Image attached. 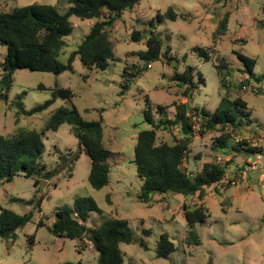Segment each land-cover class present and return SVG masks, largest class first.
I'll return each mask as SVG.
<instances>
[{
  "label": "rangeland",
  "instance_id": "obj_1",
  "mask_svg": "<svg viewBox=\"0 0 264 264\" xmlns=\"http://www.w3.org/2000/svg\"><path fill=\"white\" fill-rule=\"evenodd\" d=\"M33 3L54 5L60 13L69 7L66 0H0V12ZM169 7L188 18L167 20L158 27L164 48L170 47L167 57H175L177 61L170 63L167 58H162L152 63L122 94L124 69L141 65L138 53L146 49L145 41H132L133 31L146 32L150 20ZM263 12L264 0H140L135 8L124 12L108 32L115 60L109 62L107 69L88 70L78 57L73 71L60 75L17 70L8 100L0 101L1 134L41 131L56 109L75 107L85 120H98L102 116L103 146L113 153V157L109 184L96 190L88 181L90 157L73 135L71 126L64 124L56 132H47L41 164L54 175L48 180L41 175L33 178L17 175L13 181H0V211L6 208L21 215L33 211L32 220L17 231L15 242L0 238V264H97L98 252L86 238L62 239L49 231L58 210L72 209L75 199L85 196L93 197L101 210V213H90L87 227L96 228L111 220L126 219L138 238L144 237L143 229L151 230V235L146 238L147 251L139 243L120 244L125 264H264V133L254 131L264 132V81L258 84L255 79H246L248 75L242 73L243 65L237 58L240 53L255 59L254 73L264 74V25L260 23ZM226 13L230 15L228 31L214 41L213 32ZM70 20L74 29L65 38L66 46L59 58L64 63L100 19L72 16ZM196 46L209 48L211 60L199 57L193 51ZM5 55L6 48L0 44V62ZM183 57H186L185 61ZM222 57L226 58L230 69L233 96L247 101L254 120L251 127L237 132L226 128L234 135L230 145L247 141L258 152L247 155L216 151L213 146L220 136L218 132H210L203 138L197 136L188 156L193 172H198L204 162L230 163L226 177L217 186L219 193L210 187L200 199L197 195L185 197L167 192L155 194L151 205L140 203L136 195L141 180L137 176L134 157L138 133L151 129L144 116L147 96L153 102L156 119L157 105L169 107L167 111L171 114L174 103H188L191 107L198 105L215 111L220 103L215 65ZM186 64L196 67V81H201L197 73L204 79L201 82L204 86L200 85L189 100L183 97L184 88L171 81L174 72H182ZM56 87L72 89L74 98L71 101L58 99L48 109L34 115L18 113L19 103L24 111H30L50 99ZM179 135L178 130L174 133L158 130L157 144L172 143L174 136ZM69 153L79 157L73 166L72 177H68L69 168L59 159ZM35 178L41 180L38 187H34ZM39 199H42L40 209L36 206ZM30 200L33 203L29 204ZM198 204H204L210 216L204 223L194 226L200 245H190L186 240L189 228L183 206L193 209ZM40 221L45 226L39 227ZM163 233L169 234L177 247L167 259L156 256ZM32 235H35V244L30 246L28 238Z\"/></svg>",
  "mask_w": 264,
  "mask_h": 264
},
{
  "label": "trees",
  "instance_id": "obj_2",
  "mask_svg": "<svg viewBox=\"0 0 264 264\" xmlns=\"http://www.w3.org/2000/svg\"><path fill=\"white\" fill-rule=\"evenodd\" d=\"M69 7L60 13L54 5L33 3L24 7H17L9 12H0V44L6 48L4 60L0 62V101H7L13 82V75L17 70L32 72H47L60 75L66 71H73V64L79 57L83 66L88 70L94 68L105 70L109 62L115 60L113 44L109 39V30L122 18L124 12L132 10L140 0H66ZM264 13V12H263ZM264 15V14H263ZM72 16L81 19H100L90 28L77 48L71 51L64 63L60 55L66 46L65 38L73 32ZM178 18L188 20L184 14H179L173 7L166 12H158L148 23L146 32L133 31V42L145 41L146 49L138 53L141 65H131L124 69L121 84L122 94L127 92L133 80L146 72L152 63L167 58L170 63L175 57H167L170 47L164 48V41L158 33V27L165 21H176ZM229 13L220 20L213 32L214 41L226 35L229 24ZM264 25V17L260 21ZM247 42L245 41V44ZM193 51L203 57L205 61L211 60L209 48L196 46ZM243 65L242 73L248 75L246 79H255L260 84L264 81V74L256 75L254 68L255 59L243 54H237ZM186 57H183L185 61ZM169 63V64H170ZM219 77L220 103L215 111L211 112L201 106L191 107L188 103H174V112L167 111L169 107L157 105L153 114L154 105L150 98H146L144 116L151 129L138 133L135 146L134 163L137 176L141 180L140 189L136 195L140 203L151 205L155 194L173 192L185 197L198 196L203 199L206 190L217 186L227 175L230 163L217 161L204 162L198 172H193L189 164V152L195 137L203 138L210 132L220 134L216 138L213 149L220 152H235L237 154L254 155L257 148L251 147L247 141H238L230 145L234 135L226 128L235 132L241 128H249L254 120L248 103L241 97L232 94L230 82V69L227 60L222 57L216 65ZM196 67L185 65L182 72L175 71L171 81L178 87L184 88L183 97L192 98L193 93L204 86V79L195 80ZM244 85H241L242 87ZM44 89L43 86L39 87ZM74 92L70 88L56 87L50 99L43 104L25 111V115H34L48 109L58 99L71 101ZM21 114L20 111H18ZM72 128L73 135L78 139L80 146H84L90 157L91 169L88 181L96 190L106 187L110 181L111 160L113 153L103 146L104 129L102 116L98 120H85L75 108L60 107L56 109L45 127L41 131L24 130L13 135L0 133V181H13L17 175L27 178L40 176L50 179L53 171H46V166L41 164L44 155V137L47 132H56L64 125ZM198 125V126H197ZM166 130L174 133L178 130L180 135L174 136L173 142L157 144V131ZM257 133L262 130L254 129ZM69 156H72L71 158ZM78 155L69 153L61 155L60 161L69 168L68 177H72L73 166L78 160ZM41 184L39 178L34 179V187ZM55 187L57 185L55 184ZM108 201L110 197L107 196ZM33 203V200L28 201ZM42 199L36 206L40 209ZM184 217L188 231L186 240L188 244L200 245L197 233L193 230L197 223H204L210 216L204 204L195 205L193 209L183 206ZM101 213L93 197L85 196L75 199L72 209H60L56 212V220L49 227L50 233L62 239L86 238L98 252L97 264H125V256L120 244L139 243L140 247L149 249L146 238L151 235L150 229H143L144 237L138 238L131 228L128 220H111L96 228H89L86 222L90 213ZM33 218V211L26 214L2 208L0 211V238L15 242L17 231L25 227ZM39 227L45 226L43 221ZM29 245L35 244V235L28 238ZM177 251L175 243L169 234L163 233L158 241L156 256L167 259L170 254ZM73 264V263H62ZM78 264H82L81 262Z\"/></svg>",
  "mask_w": 264,
  "mask_h": 264
},
{
  "label": "water",
  "instance_id": "obj_3",
  "mask_svg": "<svg viewBox=\"0 0 264 264\" xmlns=\"http://www.w3.org/2000/svg\"><path fill=\"white\" fill-rule=\"evenodd\" d=\"M17 107H18V111H20L21 113L25 112L23 106L20 103L17 105Z\"/></svg>",
  "mask_w": 264,
  "mask_h": 264
},
{
  "label": "built area",
  "instance_id": "obj_4",
  "mask_svg": "<svg viewBox=\"0 0 264 264\" xmlns=\"http://www.w3.org/2000/svg\"><path fill=\"white\" fill-rule=\"evenodd\" d=\"M263 155H264V154H263ZM263 155H262V156H263ZM260 156H261V155H258L259 158H260Z\"/></svg>",
  "mask_w": 264,
  "mask_h": 264
}]
</instances>
